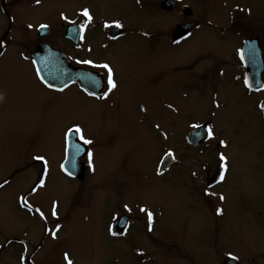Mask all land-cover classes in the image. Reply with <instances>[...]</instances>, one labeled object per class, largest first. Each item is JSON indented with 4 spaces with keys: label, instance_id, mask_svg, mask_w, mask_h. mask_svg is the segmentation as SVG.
<instances>
[{
    "label": "rangeland",
    "instance_id": "obj_1",
    "mask_svg": "<svg viewBox=\"0 0 264 264\" xmlns=\"http://www.w3.org/2000/svg\"><path fill=\"white\" fill-rule=\"evenodd\" d=\"M162 1L10 0L7 10L16 19L11 27L0 11V264H68L66 255L72 264H130L131 258L109 250L103 237L111 216L126 210L151 212L159 243L174 238L204 248L205 234L201 242L197 235L211 230L210 217L188 190L197 182L190 172L205 163L210 147L204 146L200 158L183 143L184 132L202 125L211 128L210 142L224 143L228 170L217 192L235 202L250 196L257 208L259 200L264 203V189L258 191L264 185V130L254 101L238 106L235 98L242 99V93L223 96L210 88L214 77L198 72L200 59L211 61L213 45L229 55L232 39L167 43L184 20L183 4L194 8L195 3L174 0V12L164 15ZM235 1L252 14H264V0ZM85 9L93 19L85 22L88 31L78 54L114 70L116 86L100 101L77 89L59 94L45 88L30 57L41 44L66 57L74 54L64 40L65 28L82 22ZM105 20L128 27L125 38L106 45V31L96 27ZM42 25L50 31L40 37ZM72 126L92 141L86 145L92 155L82 181L60 171L64 137ZM167 150L175 153L176 165L161 179L157 162ZM227 215L231 221L243 214L230 209ZM223 230L225 249L242 257L264 252V236L258 245L247 234L259 233L253 223H227Z\"/></svg>",
    "mask_w": 264,
    "mask_h": 264
},
{
    "label": "flooded vegetation",
    "instance_id": "obj_2",
    "mask_svg": "<svg viewBox=\"0 0 264 264\" xmlns=\"http://www.w3.org/2000/svg\"><path fill=\"white\" fill-rule=\"evenodd\" d=\"M167 1L173 2V9L168 10L163 6ZM193 2L195 3L194 8L192 7V3L183 4L180 15L184 20L181 24L178 23L174 26L175 28L171 34V39L167 43L177 47L190 39H195V37L203 40H206L203 37L209 36L212 40L215 38H225V40L232 39L233 45L229 55L221 54L219 51L217 52L215 49L216 45H213L214 47L210 49L212 53L211 61H209V59L205 61H203V59H198L200 61L199 63L203 64L201 67L198 66V72L202 74L203 78L211 79V77H214V84L210 86V88L214 89L215 92L223 94V96L233 93H242V99L235 98L238 106L243 107L244 101L252 99L255 104V111H257L260 118V125L264 130V14H252L247 5L235 0L232 1V5L226 3L225 0H194ZM9 3L10 0H0V11L9 23L8 27H11L16 19L14 12L7 10V5ZM215 6L218 8L217 12L212 11V8ZM159 7L164 15H169L174 12L176 3L174 0H163L159 4ZM83 12L84 10L79 14V18L83 19L82 22L77 19V23H70L68 25L79 27L77 41L74 42L64 39L71 44L74 52V54H72L73 56L67 55L68 63L74 70L81 71L82 78L71 80L66 87L61 89L48 88L38 78L33 61L32 63L34 66L33 68H35L36 78L45 88L52 92L63 94L64 91H68L69 89H77L91 100L100 101L104 100L105 97L114 90V88H112L111 91H109L108 83L109 69H111L112 80L114 77V70L107 62H99L91 58H80L81 56L78 53L82 54L83 50H80L79 47L88 31L85 22H90L93 19L92 15L88 12L91 16V20L89 21L88 18L83 15ZM117 23L116 21L105 20L97 23L98 26L96 25L97 29L100 28V30L106 31L104 33V42L106 45L108 44V46L119 39L125 38V31L128 30V27H116ZM178 27H182V30L186 29V31H184L179 39L174 40L172 36ZM115 32L120 33L115 34ZM149 36L150 38L153 37L152 34H149ZM207 56L209 55H206V57ZM30 57L32 59V54ZM85 61H91V63H85ZM105 64L108 65V68L102 67V65ZM83 76L87 77L84 79V82H82ZM232 96L233 95L230 97ZM75 129L76 128L72 126L65 134V154L67 151V140L71 134L75 136V141L77 142V131ZM209 129H211L209 125H202L188 134L185 132L183 133V143L185 146L193 149L194 154L198 157L201 158V154L204 153V146L210 147L207 152L211 155L205 159V163L195 169V171L190 172L194 175V179L197 182L194 187H189L188 190L196 206L201 207L202 211L208 213L210 217L209 223L211 224V230L207 232L202 231L197 235V238L201 242L199 236L205 234L203 240L207 243L204 248L198 247L199 244L192 248L187 246L184 241H178L174 238L167 240L163 244L159 243L157 241L158 239L154 236L156 224L154 215L152 214V219L149 221L148 214L138 215L134 214L132 211L129 212L126 210L124 214L117 215L116 213L112 215L105 226L103 237L109 250L123 251L125 255L131 258L130 264H261L260 261H264L263 251H260L259 254L247 253L242 257L240 254L232 250H227L221 245V240L226 236L223 230L224 226L227 223L235 222H239L241 226L243 223H253L257 226L259 228L258 234H247L253 236L256 244H262L259 238L260 235L264 236V203L259 200L260 206L257 208L253 205V201H250V196L241 198L240 201L235 202V200H228L223 194L217 192L216 188L224 180V178L222 180L220 178L221 173H223L224 176L228 168L225 163L224 153L222 152L224 143L219 139L210 142L213 136H209ZM203 130L205 134L204 139L201 136ZM195 131H198V134L196 133L191 137V134ZM78 133L81 136L80 132ZM216 142L218 143L216 144ZM88 153H90V151H88ZM88 153V157L86 156V163L89 159ZM174 154V152L167 150L159 162H157L160 166L163 158L168 155H170L173 160L172 165L167 166L161 171H159V166L156 167L157 177L164 179V176L176 165L174 164L176 163ZM221 156L224 157L223 160ZM211 157L213 158V163L209 164L208 161ZM87 169L88 164L86 171ZM42 170H44L43 167ZM258 186L259 192L264 189V185ZM221 197H223V199H221ZM246 199L250 201L249 209ZM230 209H238L243 215H239V219L234 218V220L232 219L229 221L230 218L227 212ZM227 219L228 221H226ZM229 254L238 257V259H231Z\"/></svg>",
    "mask_w": 264,
    "mask_h": 264
},
{
    "label": "water",
    "instance_id": "obj_3",
    "mask_svg": "<svg viewBox=\"0 0 264 264\" xmlns=\"http://www.w3.org/2000/svg\"><path fill=\"white\" fill-rule=\"evenodd\" d=\"M166 9H173V2L167 1L163 5ZM44 35L48 33V28L41 29ZM186 29L182 30V27H178L173 33L172 38L174 40L179 39ZM79 28L78 27H68L65 34V39L76 42L78 39ZM120 32H115L119 34ZM38 69L40 78L50 87L55 88H64L69 82L73 79L82 78L80 70H74L68 63L64 54L59 50H54L47 45L38 46L35 53L32 55ZM87 77L83 76L82 82ZM201 132V131H200ZM198 134V131H195L191 134V137L195 134ZM204 130L202 131L201 136L204 139ZM69 152L65 163L62 165V171L68 176L75 178L77 180H83L84 173L86 170L85 156L86 150L83 146H80L75 141V136H70L69 141ZM79 149V150H77ZM172 161L170 158H165L160 166V171L170 165Z\"/></svg>",
    "mask_w": 264,
    "mask_h": 264
},
{
    "label": "snow or ice",
    "instance_id": "obj_4",
    "mask_svg": "<svg viewBox=\"0 0 264 264\" xmlns=\"http://www.w3.org/2000/svg\"><path fill=\"white\" fill-rule=\"evenodd\" d=\"M83 15L86 16V17L88 18L89 21L91 20V16L89 15L87 9L84 10ZM41 27H46V26H45V25H42ZM116 27H122V25H120L119 23H117V24H116ZM85 63H91V61H85ZM102 67H104V68H108V65L105 64V65H102ZM108 83H109V91H111V89L114 88V87L116 86V85L114 84L113 80H112V77H111V69H109V81H108ZM75 130H76L77 132H80V129H79L78 127H77ZM70 131H71V130H70ZM208 134H209V136H211V134H212L211 129L208 130ZM81 139H83L82 136H81ZM83 142H84L85 144H91V143H92L91 140H86V139H83ZM77 150H79V149H77ZM88 155H89V159L91 160V155H92V154H91V153H88ZM36 159H37V160H43V157L37 156ZM221 159L223 160L224 157L221 156ZM220 178H221V180L224 178L223 173H221ZM221 199H223V197H221ZM141 210H142V211H146L145 209H141ZM54 214H55V213H54ZM148 217H149V221H151V219H152V213H151V212H148ZM229 255H230V258L233 259V260L238 259V257L231 256V254H229ZM65 259L68 261V264H72V261H71L70 259H68L67 255L65 256Z\"/></svg>",
    "mask_w": 264,
    "mask_h": 264
}]
</instances>
